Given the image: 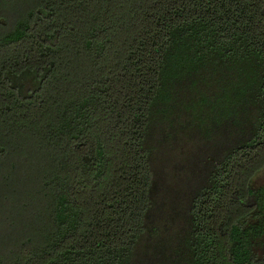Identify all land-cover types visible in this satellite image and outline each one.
I'll use <instances>...</instances> for the list:
<instances>
[{"label":"trees","instance_id":"16d2710c","mask_svg":"<svg viewBox=\"0 0 264 264\" xmlns=\"http://www.w3.org/2000/svg\"><path fill=\"white\" fill-rule=\"evenodd\" d=\"M263 167L264 0H0V264H264Z\"/></svg>","mask_w":264,"mask_h":264},{"label":"rangeland","instance_id":"374dc122","mask_svg":"<svg viewBox=\"0 0 264 264\" xmlns=\"http://www.w3.org/2000/svg\"><path fill=\"white\" fill-rule=\"evenodd\" d=\"M13 1V0H12ZM253 184L255 187H264V167L254 176L253 178ZM263 238L260 240H257L256 246H255V252L257 256L264 260V245Z\"/></svg>","mask_w":264,"mask_h":264}]
</instances>
